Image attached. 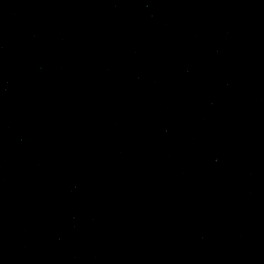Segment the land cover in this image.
Segmentation results:
<instances>
[{
    "label": "water",
    "instance_id": "obj_1",
    "mask_svg": "<svg viewBox=\"0 0 264 264\" xmlns=\"http://www.w3.org/2000/svg\"><path fill=\"white\" fill-rule=\"evenodd\" d=\"M214 127L264 178V0H116Z\"/></svg>",
    "mask_w": 264,
    "mask_h": 264
}]
</instances>
